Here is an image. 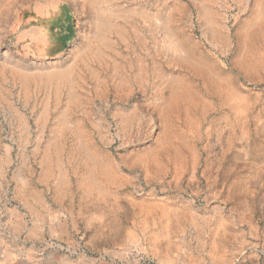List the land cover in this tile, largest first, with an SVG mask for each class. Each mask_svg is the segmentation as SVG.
<instances>
[{
	"label": "rangeland",
	"instance_id": "1",
	"mask_svg": "<svg viewBox=\"0 0 264 264\" xmlns=\"http://www.w3.org/2000/svg\"><path fill=\"white\" fill-rule=\"evenodd\" d=\"M149 243L264 264V0H0V264Z\"/></svg>",
	"mask_w": 264,
	"mask_h": 264
},
{
	"label": "crops",
	"instance_id": "2",
	"mask_svg": "<svg viewBox=\"0 0 264 264\" xmlns=\"http://www.w3.org/2000/svg\"><path fill=\"white\" fill-rule=\"evenodd\" d=\"M162 204V203H161ZM160 204V206H161ZM158 206L159 210L161 212H159L161 215L163 214V210L164 208L161 206ZM170 221L167 218H164L162 216V219L159 220L158 224H156V229L157 231L154 229L152 230V234H150V236L153 237L154 242H156L157 246H164V247H169L172 243L176 246L177 244L173 242V237L171 235V226H170ZM150 244L149 247V253L151 255L152 258L155 259V261L157 262V264H164V261L162 259V254L164 253L163 250H161V252H159L158 248L152 247V244ZM161 253V254H160Z\"/></svg>",
	"mask_w": 264,
	"mask_h": 264
},
{
	"label": "bare ground",
	"instance_id": "3",
	"mask_svg": "<svg viewBox=\"0 0 264 264\" xmlns=\"http://www.w3.org/2000/svg\"><path fill=\"white\" fill-rule=\"evenodd\" d=\"M63 30H69L68 26L66 25V26L62 27V29L60 30V34L59 35H60L61 38H62L61 33H62Z\"/></svg>",
	"mask_w": 264,
	"mask_h": 264
}]
</instances>
